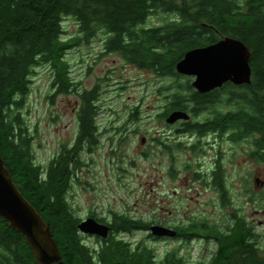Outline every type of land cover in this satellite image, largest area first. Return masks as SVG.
<instances>
[{
	"label": "trees",
	"instance_id": "trees-1",
	"mask_svg": "<svg viewBox=\"0 0 264 264\" xmlns=\"http://www.w3.org/2000/svg\"><path fill=\"white\" fill-rule=\"evenodd\" d=\"M153 14L160 21L148 24ZM72 17L77 35L64 38L62 21ZM104 35L107 52L119 53L125 61L182 84L176 62L192 48L214 43L223 36L240 39L250 50L249 84L226 83L234 96L236 114L218 115L235 124L239 134L255 137L257 154L264 153V0H0V153L22 195L48 224L65 264H187L178 249L158 257L155 251L119 234L147 229L151 222L113 213L110 227L99 248L89 247L77 224L81 218L68 201L81 153L93 152L99 136L96 89L80 90V127L72 143H62L44 166L34 160L32 133L24 117L30 77L37 66L50 64L58 93L73 86L64 55L71 47ZM189 84L188 81L185 82ZM175 91V90H174ZM220 91V90H219ZM218 91V92H219ZM193 92L190 101L196 114L217 100ZM178 92L173 96L178 97ZM174 108L185 109L183 99ZM133 111V121L139 117ZM223 188L222 184H219ZM241 215L224 232L214 231L215 250L204 264H264V249ZM98 239V238H97ZM0 264H38L23 236L0 217Z\"/></svg>",
	"mask_w": 264,
	"mask_h": 264
},
{
	"label": "rangeland",
	"instance_id": "rangeland-1",
	"mask_svg": "<svg viewBox=\"0 0 264 264\" xmlns=\"http://www.w3.org/2000/svg\"><path fill=\"white\" fill-rule=\"evenodd\" d=\"M159 21L160 14H153L148 24ZM62 24L64 38L77 35L78 26L72 17H65ZM103 37L99 33L90 41L66 51L64 60L74 84L69 92L58 93L50 86L54 73L50 64L37 66L32 73L23 112L32 133L35 162L44 166L62 143L73 142L77 134L79 92L94 88L100 107L97 146L91 153H81V167L68 193V201L77 217L82 220L94 212L96 217L109 222L115 212L151 224L174 225L187 218L189 208H195V211L212 212L208 216L211 223H229L231 209L216 206L213 212L211 197L216 195L206 190L204 184H172L166 176V158L160 155L157 164L154 163L152 116L156 110L166 108L168 100L165 95H159V89L170 85L173 78L132 65L117 52L105 51ZM183 77V81L193 80ZM133 111L137 112V121L130 117ZM163 127L167 129L164 123H157V129L163 131ZM238 164V181L249 184H229L232 206L240 208V213L255 224L264 247V186L252 184L257 178L264 181V164L247 161L241 149ZM251 192H254V201L247 198ZM116 236L129 240L132 246L136 243L146 245L158 257L180 246L187 248L186 243L178 240L152 236L148 228ZM82 237L89 247L99 248V237L86 234ZM194 244L191 256L196 259L214 247L212 243Z\"/></svg>",
	"mask_w": 264,
	"mask_h": 264
},
{
	"label": "flooded vegetation",
	"instance_id": "flooded-vegetation-1",
	"mask_svg": "<svg viewBox=\"0 0 264 264\" xmlns=\"http://www.w3.org/2000/svg\"><path fill=\"white\" fill-rule=\"evenodd\" d=\"M130 64L134 65L133 63ZM176 73L178 72L176 71ZM178 75H180L178 79L182 84L164 85L159 89V95H165L168 103L165 104L166 108L163 111L156 110L155 114L152 116L155 123L153 125L154 132L152 134V145L155 150L154 163L157 164V158L160 155L162 159L166 158L168 162L166 176L170 179L172 184H204L206 190H210L216 195L215 197H211L214 206L213 212L216 206L221 209L230 208V222L227 224H218L217 222L211 223L208 216L212 212L208 214V212L195 211V208H189V215L187 218L174 225L154 222L153 224H160L176 231L174 237L156 238H172L186 243V249H184L183 246H180L178 249L181 254L185 255L184 258L186 263L204 264L211 260L216 248V239L213 232L226 231L233 223L234 217L236 215H241L244 218L245 225L251 231L250 233L252 235H258L260 239L259 246L261 249H264L261 245L262 236L256 232L255 224L246 218L243 213H240V208L232 206L231 202V187L229 184H249V182L238 181L239 149H241V154L243 153L247 161L264 164V156H262L263 160L258 158L260 155L256 152L257 146L255 137L239 134L238 127L235 124H226L225 121H223V118L226 117H218V115L227 113L235 115L237 112L236 103H230L229 101L234 95L226 93V91H230L229 88L231 87L226 88L225 83L208 92L201 93L191 85L192 80L190 81V79H188L187 81L189 84H186V81L181 79L184 78L183 76L187 75L180 73H178ZM53 82L54 73L50 86L57 90ZM224 89H226V91ZM176 91L179 93L178 97L173 96V93ZM215 91H217V100H214L213 104H210L206 110L195 114L192 111L193 103L190 101L193 92L199 94H212ZM176 99L186 100V108H174V103L178 101ZM80 104L81 99L76 109L77 134L80 127ZM174 110L184 111L188 115V118L178 119L173 123H168L166 119ZM158 122L164 123L167 129H164V127L163 131H160L159 128L157 129ZM262 151L264 153V149ZM154 169L157 173V168H155V166ZM219 184H222L223 188H221ZM252 184L264 186V181L257 178ZM247 198L249 201H254V192H251V194L248 193ZM198 211L200 213H197ZM201 242L206 245L212 243L214 247L211 248V250L208 248V251L205 252L203 256L196 259L191 256L193 253L192 244ZM182 249L184 253L181 252Z\"/></svg>",
	"mask_w": 264,
	"mask_h": 264
},
{
	"label": "water",
	"instance_id": "water-1",
	"mask_svg": "<svg viewBox=\"0 0 264 264\" xmlns=\"http://www.w3.org/2000/svg\"><path fill=\"white\" fill-rule=\"evenodd\" d=\"M251 52L238 38L223 36L214 43L187 50L175 64V70L192 76L191 85L198 92L205 93L225 83L249 84L251 81ZM181 110L172 111L166 121L173 123L186 119ZM143 141V138H142ZM0 217L9 227L17 230L25 239L38 264H65L48 224L37 210L22 195L14 183L0 153ZM82 234L102 239L107 238L110 227L87 216L77 224ZM154 237H174L176 231L160 225L148 227Z\"/></svg>",
	"mask_w": 264,
	"mask_h": 264
}]
</instances>
